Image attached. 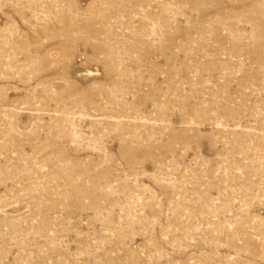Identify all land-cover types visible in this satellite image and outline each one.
<instances>
[{
	"label": "rangeland",
	"instance_id": "rangeland-1",
	"mask_svg": "<svg viewBox=\"0 0 264 264\" xmlns=\"http://www.w3.org/2000/svg\"><path fill=\"white\" fill-rule=\"evenodd\" d=\"M0 264H264V0H0Z\"/></svg>",
	"mask_w": 264,
	"mask_h": 264
}]
</instances>
